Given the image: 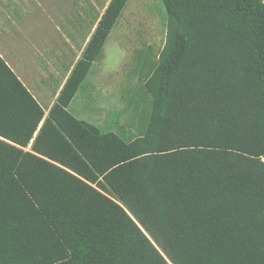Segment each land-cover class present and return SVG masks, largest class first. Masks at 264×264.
Segmentation results:
<instances>
[{
    "label": "trees",
    "instance_id": "16d2710c",
    "mask_svg": "<svg viewBox=\"0 0 264 264\" xmlns=\"http://www.w3.org/2000/svg\"><path fill=\"white\" fill-rule=\"evenodd\" d=\"M161 1L135 136L68 108L129 0L47 116L0 54V264H264V0Z\"/></svg>",
    "mask_w": 264,
    "mask_h": 264
},
{
    "label": "rangeland",
    "instance_id": "374dc122",
    "mask_svg": "<svg viewBox=\"0 0 264 264\" xmlns=\"http://www.w3.org/2000/svg\"><path fill=\"white\" fill-rule=\"evenodd\" d=\"M110 1L0 0V40L18 39L36 51L39 61L54 62L61 70V74L56 73V79L60 80L61 59L73 64L81 57L85 42ZM166 33V9L161 0H129L106 42L103 58L95 63L69 110L105 130L122 133L124 137L135 136L134 120L139 108L133 102L144 93L145 81L137 68L136 56L140 51L147 54L152 50L153 57H157ZM52 90L56 92L54 85ZM26 149L30 150L31 144Z\"/></svg>",
    "mask_w": 264,
    "mask_h": 264
},
{
    "label": "crops",
    "instance_id": "0c3cea01",
    "mask_svg": "<svg viewBox=\"0 0 264 264\" xmlns=\"http://www.w3.org/2000/svg\"><path fill=\"white\" fill-rule=\"evenodd\" d=\"M90 38L91 37H89L85 42L83 51ZM35 53V50L31 51V48L19 43L18 39L13 37H3L0 40V54L28 87L31 93H33L38 101L43 105V107L48 104V108H44L45 116H47L52 106L57 101L64 84L80 58L73 64L65 62V58H62V62H60L59 65V68L62 69V75L61 79L57 80L56 73L61 74V70L58 69L56 64L50 60H47V63L43 60L39 61ZM12 59L14 60V63L12 62ZM20 73L22 75L24 74L27 79L24 80ZM51 80L52 84L56 87V92L55 90L54 92L52 90L53 85H50Z\"/></svg>",
    "mask_w": 264,
    "mask_h": 264
},
{
    "label": "water",
    "instance_id": "95a60500",
    "mask_svg": "<svg viewBox=\"0 0 264 264\" xmlns=\"http://www.w3.org/2000/svg\"><path fill=\"white\" fill-rule=\"evenodd\" d=\"M129 212V211H128ZM130 213V212H129ZM130 215L134 218V216L130 213ZM135 219V218H134ZM135 221L139 224V226L142 228V230L148 235V237L152 240V238L149 236V234L146 232V230L142 227V225L135 219ZM153 241V240H152ZM153 243L157 246V248L162 252V250L159 248V246L153 241ZM162 254L166 257V259L168 260V262L170 264H173L169 258L162 252Z\"/></svg>",
    "mask_w": 264,
    "mask_h": 264
}]
</instances>
